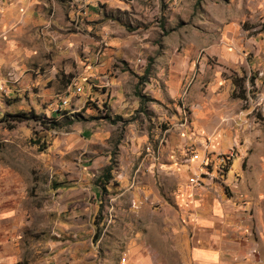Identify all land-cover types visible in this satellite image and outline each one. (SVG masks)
I'll return each mask as SVG.
<instances>
[{"label": "rangeland", "instance_id": "1", "mask_svg": "<svg viewBox=\"0 0 264 264\" xmlns=\"http://www.w3.org/2000/svg\"><path fill=\"white\" fill-rule=\"evenodd\" d=\"M180 181L264 264V0H0V264H178Z\"/></svg>", "mask_w": 264, "mask_h": 264}, {"label": "crops", "instance_id": "2", "mask_svg": "<svg viewBox=\"0 0 264 264\" xmlns=\"http://www.w3.org/2000/svg\"><path fill=\"white\" fill-rule=\"evenodd\" d=\"M150 79L151 78H148L145 82L148 92L161 96V98L164 95L169 97L170 94L172 95L176 92V81H170L172 82L170 87L161 83L159 88L155 89ZM199 111H201L202 114H200ZM195 115H205L203 108L197 110ZM157 171L160 174L167 172V170L161 166L157 167ZM180 178L183 180L182 176H180ZM180 183L177 193L168 200L166 198H169V193H166L165 197H161L156 196L153 192L155 195L151 194L147 198L148 202L152 204V207H149L147 210V218H149V223L147 225L148 234L159 235L160 229L165 228L166 231H164V234H161V236H163L162 242H166L169 239L173 242L176 231L180 234H186L189 239L185 237L186 240L183 238L182 240L181 238L178 240V242L181 241V244L178 245L181 251L179 249L177 250L178 264H240L243 261L245 264L252 263V256L247 253L246 248L236 243L229 244L228 247H226L225 244L218 241V235L220 234V228L218 226L222 220L219 214L222 213V203L224 201L218 198L208 201L207 197L193 195L192 193H195L194 188L186 184L183 185V181H180ZM153 188L154 186H152L151 191H153ZM172 201L174 203H170ZM173 204L181 215L184 214L182 215L183 219L181 218V220H183L182 223H177V214H167V211ZM161 211L165 212L162 215V223H155L153 220L159 217ZM166 235L169 237L164 238ZM145 245L148 252L151 251L153 255L159 252L151 243L150 238ZM172 247L174 248V246ZM181 247L184 249L183 253ZM149 260H151L150 256ZM139 261L140 259H137V263H139ZM163 261V264H170V260L164 259ZM151 264L156 263L152 261Z\"/></svg>", "mask_w": 264, "mask_h": 264}, {"label": "trees", "instance_id": "3", "mask_svg": "<svg viewBox=\"0 0 264 264\" xmlns=\"http://www.w3.org/2000/svg\"><path fill=\"white\" fill-rule=\"evenodd\" d=\"M6 116H8L10 120L16 121V122L21 121L22 119H25L27 117V116L23 115L22 113H12V114H8ZM32 116H34V115H32ZM9 127H12V126L9 125Z\"/></svg>", "mask_w": 264, "mask_h": 264}, {"label": "built area", "instance_id": "4", "mask_svg": "<svg viewBox=\"0 0 264 264\" xmlns=\"http://www.w3.org/2000/svg\"><path fill=\"white\" fill-rule=\"evenodd\" d=\"M65 102H66V101H65L64 99L61 100V104H65Z\"/></svg>", "mask_w": 264, "mask_h": 264}]
</instances>
